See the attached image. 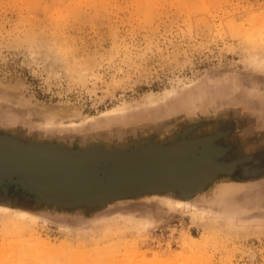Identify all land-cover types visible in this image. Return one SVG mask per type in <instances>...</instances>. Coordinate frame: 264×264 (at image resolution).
Masks as SVG:
<instances>
[{
	"label": "rangeland",
	"instance_id": "1",
	"mask_svg": "<svg viewBox=\"0 0 264 264\" xmlns=\"http://www.w3.org/2000/svg\"><path fill=\"white\" fill-rule=\"evenodd\" d=\"M0 135L215 152L193 192L67 207L0 188L35 216L0 211V264H264V0H0Z\"/></svg>",
	"mask_w": 264,
	"mask_h": 264
},
{
	"label": "water",
	"instance_id": "2",
	"mask_svg": "<svg viewBox=\"0 0 264 264\" xmlns=\"http://www.w3.org/2000/svg\"><path fill=\"white\" fill-rule=\"evenodd\" d=\"M206 143H196L197 150ZM191 148L186 145L147 154H80L57 145L19 142L0 135V188L14 184L67 207L92 204L144 188L193 192L214 174H195L194 169L212 159L215 152L196 150V154L189 156ZM101 164L117 168L108 167L102 175L93 173L96 165Z\"/></svg>",
	"mask_w": 264,
	"mask_h": 264
},
{
	"label": "bare ground",
	"instance_id": "3",
	"mask_svg": "<svg viewBox=\"0 0 264 264\" xmlns=\"http://www.w3.org/2000/svg\"><path fill=\"white\" fill-rule=\"evenodd\" d=\"M148 139H150V138H148ZM147 140L145 142H147ZM145 146L148 147V144ZM163 146H165V144ZM138 147L139 146L130 147V148H127L126 151L135 152L138 149ZM80 154H82V152H80ZM177 202L179 204H186L187 203V201H177ZM0 211L5 213V215H6L5 217L10 218L11 221L13 222V225L18 226V228L21 230H22V228H24V226H22V224L24 222L33 221V218H35V216L32 213H30V211H28L27 209H21V210L16 211L15 208H10L9 206L4 205V206H0Z\"/></svg>",
	"mask_w": 264,
	"mask_h": 264
},
{
	"label": "crops",
	"instance_id": "4",
	"mask_svg": "<svg viewBox=\"0 0 264 264\" xmlns=\"http://www.w3.org/2000/svg\"><path fill=\"white\" fill-rule=\"evenodd\" d=\"M1 188H2L3 191H4V192H3L4 195H6V194H8V193L11 192L12 185H10V184H4V185L1 186Z\"/></svg>",
	"mask_w": 264,
	"mask_h": 264
}]
</instances>
